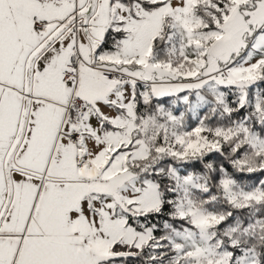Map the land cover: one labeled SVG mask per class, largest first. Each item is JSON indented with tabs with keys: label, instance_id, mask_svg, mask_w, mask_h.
<instances>
[{
	"label": "snow or ice",
	"instance_id": "obj_1",
	"mask_svg": "<svg viewBox=\"0 0 264 264\" xmlns=\"http://www.w3.org/2000/svg\"><path fill=\"white\" fill-rule=\"evenodd\" d=\"M0 264H264V0H0Z\"/></svg>",
	"mask_w": 264,
	"mask_h": 264
}]
</instances>
